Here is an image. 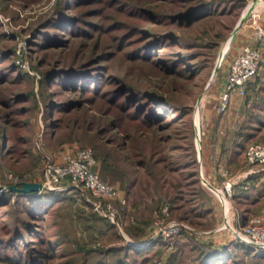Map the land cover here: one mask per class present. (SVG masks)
Listing matches in <instances>:
<instances>
[{"label":"rangeland","instance_id":"1","mask_svg":"<svg viewBox=\"0 0 264 264\" xmlns=\"http://www.w3.org/2000/svg\"><path fill=\"white\" fill-rule=\"evenodd\" d=\"M257 27L264 0H0V264H264L263 249L213 231L222 218L202 155L235 184L246 143H264ZM245 44L263 61L242 94L228 92ZM88 147L126 199L121 228L80 187L30 192L49 210L23 213L7 186L40 183L47 162ZM156 222L186 228L165 238Z\"/></svg>","mask_w":264,"mask_h":264},{"label":"built area","instance_id":"2","mask_svg":"<svg viewBox=\"0 0 264 264\" xmlns=\"http://www.w3.org/2000/svg\"><path fill=\"white\" fill-rule=\"evenodd\" d=\"M257 37L263 38L264 32L260 27L256 28ZM262 50L257 45L245 44L239 52L230 60L226 76V90H235L242 94L249 81L254 79L263 61ZM226 92L223 97L225 103ZM225 104L220 106L223 110ZM199 137V136H198ZM245 161L250 164L264 165V143H249L244 150ZM97 163L91 147L81 148L72 154H64L57 162H47L43 166V180L40 182V190L47 189L53 191L71 190L80 187L87 192L91 199V207L107 217L117 228L123 224L122 216L126 199L114 186L102 181L94 170ZM216 172L219 181L215 183L205 182V186L215 197L220 205L221 223L213 231L225 230L230 240L244 245H250L256 249L264 250V213L254 214L249 217L245 224H239L238 212L231 203L233 196V175L221 165H217ZM14 181L16 177H11ZM164 213L167 207L161 208ZM163 224V223H162ZM158 226L157 232L165 238L171 234L180 233L186 225L183 223L168 224Z\"/></svg>","mask_w":264,"mask_h":264},{"label":"crops","instance_id":"3","mask_svg":"<svg viewBox=\"0 0 264 264\" xmlns=\"http://www.w3.org/2000/svg\"><path fill=\"white\" fill-rule=\"evenodd\" d=\"M214 152H220V149L216 148ZM222 153L227 152L223 151ZM209 154L210 151L208 148L204 147L202 152L205 162L203 165L204 172H206L213 183H217L218 175H216L217 173L212 167V163L208 160ZM258 166L259 165L256 164H248L246 168L241 171L243 172L242 176L233 184L235 189L232 201L235 202L237 206L238 217L239 214L244 217H250L253 214L264 213V172H261ZM214 210H216V212L213 216H220V209L215 207L212 209V212Z\"/></svg>","mask_w":264,"mask_h":264},{"label":"trees","instance_id":"4","mask_svg":"<svg viewBox=\"0 0 264 264\" xmlns=\"http://www.w3.org/2000/svg\"><path fill=\"white\" fill-rule=\"evenodd\" d=\"M257 73H258V71H257ZM247 84H249V83H247ZM246 145H247V143H246ZM246 145L244 146V150H245ZM92 151H93V155L96 159L94 150L92 149ZM233 153H236L235 150H233ZM234 189H235V187L233 188V196H234ZM47 193L48 194H45V197L48 196L49 199H53V197L57 194L55 192H47ZM12 194L13 195H19L20 198L25 200V204L22 208L24 210H22V211L27 216L35 217L38 215V213L44 214V213H47V211L49 210V207L47 210H45V208H44L43 202H44L45 198H43L44 200L42 199V197H44V196L37 198V197H34V193H30V192L28 194L27 193H20V192H12ZM233 196H232V198H233ZM238 218H239V224H241V225L245 224V222H247V220L249 219V217H246V216L244 217L240 214H239ZM236 243L238 244V246H244V247L247 246L248 248L249 247L252 248V246L247 245V244L244 245V244L239 243V242H236ZM204 257L207 260L206 261L207 264H217L218 263L217 261L219 260V256H216V254H212V255L207 254V255H204ZM5 260H6V262H8V264H25L24 262H21L18 258H15V257L14 258L13 257H6ZM203 263H205V261Z\"/></svg>","mask_w":264,"mask_h":264},{"label":"water","instance_id":"5","mask_svg":"<svg viewBox=\"0 0 264 264\" xmlns=\"http://www.w3.org/2000/svg\"><path fill=\"white\" fill-rule=\"evenodd\" d=\"M235 30L232 31L231 36H233L235 33ZM196 128V133H199V126H197V124L195 125ZM41 188L40 183L37 182H31V181H27V182H20L19 184H12L10 186H7V189L9 191H16V192H20V193H28V192H36L39 191Z\"/></svg>","mask_w":264,"mask_h":264},{"label":"bare ground","instance_id":"6","mask_svg":"<svg viewBox=\"0 0 264 264\" xmlns=\"http://www.w3.org/2000/svg\"><path fill=\"white\" fill-rule=\"evenodd\" d=\"M227 45H225V47H226Z\"/></svg>","mask_w":264,"mask_h":264}]
</instances>
